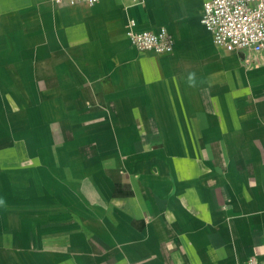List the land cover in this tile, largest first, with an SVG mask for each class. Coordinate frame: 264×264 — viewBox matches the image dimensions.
<instances>
[{"label": "crops", "instance_id": "0c3cea01", "mask_svg": "<svg viewBox=\"0 0 264 264\" xmlns=\"http://www.w3.org/2000/svg\"><path fill=\"white\" fill-rule=\"evenodd\" d=\"M205 1L0 0V264H264V49Z\"/></svg>", "mask_w": 264, "mask_h": 264}, {"label": "built area", "instance_id": "2783aa9c", "mask_svg": "<svg viewBox=\"0 0 264 264\" xmlns=\"http://www.w3.org/2000/svg\"><path fill=\"white\" fill-rule=\"evenodd\" d=\"M54 1L93 5L99 0ZM130 1L137 3L143 0ZM201 21L212 34L214 42L228 51L244 49L261 52L264 49V0H206ZM126 34L131 45L140 50L164 54L174 49L173 35L165 26L157 30H139L135 19L131 18L127 22ZM254 262V258L249 260L250 264Z\"/></svg>", "mask_w": 264, "mask_h": 264}]
</instances>
